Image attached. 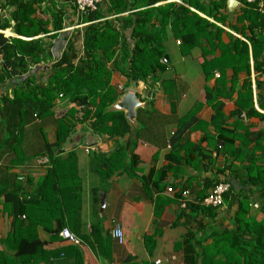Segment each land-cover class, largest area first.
<instances>
[{
    "label": "trees",
    "instance_id": "trees-1",
    "mask_svg": "<svg viewBox=\"0 0 264 264\" xmlns=\"http://www.w3.org/2000/svg\"><path fill=\"white\" fill-rule=\"evenodd\" d=\"M1 1L0 197L4 198L12 218L11 231L4 240L14 249L15 256L0 251V264L47 262L50 255L38 238V228L58 235L81 210L78 158L74 151L63 155L62 148L74 130L73 120H92L96 133L110 136L120 134L128 126L124 112L110 110L124 93L111 83L113 70L120 71L127 79L126 87L151 79L154 83L160 82L166 91L169 88L172 91L177 88L176 79L168 70L173 57L182 58L199 46L206 77L218 66L232 67L235 74L240 69L248 71L249 78L240 91L244 93L241 98L244 105L253 100L250 75L253 57L256 73L263 75L257 77L256 88L264 93V15L260 10L263 0L252 3L243 0L245 5L237 18V24L248 22L245 29L250 31L247 39L252 54L245 40L232 37L225 44L222 39L224 29L218 23L226 24L230 19L226 12L228 0H103L98 9L83 14L84 22L89 24L80 37L82 53L77 54L78 36H73L60 60L52 66L46 82H37L29 72L33 65L47 60L54 39L65 28V10L57 7L54 0ZM44 3H48L50 17L43 13ZM6 31L11 34L7 35ZM203 42L210 47H204ZM217 49L221 54L208 62L209 55H214ZM206 91L218 93L209 88ZM63 100L75 106L58 118L55 107ZM78 107L83 111L81 117ZM215 108L217 116H221V105ZM51 125L56 127L53 143L47 136ZM181 128L170 139L175 151L179 149L185 126ZM262 136L263 131L258 137ZM45 155L50 158L51 167L30 194L26 192V183L19 181L12 169ZM119 155L117 150L106 156L103 177L116 170L112 164ZM248 173L260 180L264 189V164L248 168ZM230 191L231 185L224 198ZM210 192L200 202L207 208L212 207L204 204ZM245 198H235L234 202L238 203L235 228L217 231L215 243L195 253L192 264H264V219L258 221L249 216ZM154 238L145 236L148 248L154 245Z\"/></svg>",
    "mask_w": 264,
    "mask_h": 264
},
{
    "label": "crops",
    "instance_id": "crops-1",
    "mask_svg": "<svg viewBox=\"0 0 264 264\" xmlns=\"http://www.w3.org/2000/svg\"><path fill=\"white\" fill-rule=\"evenodd\" d=\"M235 1L232 10L228 9L227 1L229 21L218 23L224 29L222 39L225 44L232 37L245 40L252 54L247 39L250 31L245 29L248 22L237 24L245 3ZM54 2L65 10V28L54 39L47 60L32 66L29 75L37 82L47 81L52 66L60 60L73 36H78L77 54L82 53L80 37L89 24L84 22L73 0ZM47 6L48 3L42 4L43 13L50 17ZM203 45L210 47L206 42ZM201 51L197 46L182 58L173 57L168 70L176 79L177 88L172 91L170 88L166 91L160 82L154 83L151 79L126 87L127 79L120 71L113 70L111 83L124 91L116 103L129 90L135 92L140 102L134 120L128 119L125 110L115 108L116 103L111 106V111L124 112L127 121L128 126L120 134H99L93 130L92 120H73L75 127L63 145L62 154L66 156L74 151L78 158L81 210L66 226L78 241L73 243L60 234L38 228V238L50 255L47 262L40 261V264H157V260H161L159 264H192L195 253L215 243L217 231L235 228L236 197L240 200L246 197L249 216L258 221L264 219V189L260 180L251 178L256 170L251 175L248 173V168L264 164V136L258 137L264 132V118L256 114L264 115L261 105H264V93L256 88L257 77L263 75L256 73L252 57L253 100L244 105V100L241 101L244 93L240 91L249 78L248 71L240 69L235 74L232 67L218 66L206 77ZM220 54L221 50L217 49L207 61ZM206 88L218 93H207ZM217 105H221V116H217ZM74 106L67 100L60 101L55 107L56 117L66 115ZM180 126H185V130L175 151L170 139ZM47 136L50 142H55L54 125L48 127ZM117 150L120 157L112 164L116 170L103 177L106 156ZM50 167L51 161L46 167L40 158H34L12 171L19 178L25 177L26 192L32 194ZM222 182L231 185L224 204L203 206L201 199L215 184ZM169 187L173 188L172 192L168 191ZM101 193L106 197L104 209ZM11 220L4 198L0 197V251L14 257V249L4 240L11 231ZM116 225L122 227L123 242L112 234ZM53 228H57L56 222ZM146 235L155 237L154 245L149 248L145 243Z\"/></svg>",
    "mask_w": 264,
    "mask_h": 264
},
{
    "label": "built area",
    "instance_id": "built-area-1",
    "mask_svg": "<svg viewBox=\"0 0 264 264\" xmlns=\"http://www.w3.org/2000/svg\"><path fill=\"white\" fill-rule=\"evenodd\" d=\"M103 0H74V4L76 6V9L79 13L87 14L90 11H94L98 9L99 5L102 3ZM168 1H177V2H182L181 0H168ZM247 2H255L256 0H246ZM2 1L0 0V9H1ZM261 12L264 15V7L261 5ZM7 33V31H6ZM11 33H7V35H10ZM45 156L40 157L41 163L43 165L48 166L50 160ZM20 181H25V177L21 176L19 178ZM230 185L228 183H218L210 192L209 196L205 199L204 204L207 206H212V207H220L224 204V194L228 191ZM168 191H173L172 187L168 188ZM186 194V192H184ZM183 206H186V202L182 203ZM113 236L118 238L120 242H123L124 237H123V231L122 227L120 225H116L115 228L113 229L112 232ZM60 235L70 241V242H77V236L71 232L70 229L64 228L61 230ZM157 264L161 263V260L156 261Z\"/></svg>",
    "mask_w": 264,
    "mask_h": 264
},
{
    "label": "water",
    "instance_id": "water-1",
    "mask_svg": "<svg viewBox=\"0 0 264 264\" xmlns=\"http://www.w3.org/2000/svg\"><path fill=\"white\" fill-rule=\"evenodd\" d=\"M237 2L235 0H228V9L232 10L235 7V4ZM165 59L167 60V56H165ZM115 108L123 109L126 111V116L130 120H134L136 115V108L140 106V102L135 94L134 91H126L123 95L122 99L116 103ZM101 205L104 209L106 207V197L104 193H101Z\"/></svg>",
    "mask_w": 264,
    "mask_h": 264
},
{
    "label": "rangeland",
    "instance_id": "rangeland-1",
    "mask_svg": "<svg viewBox=\"0 0 264 264\" xmlns=\"http://www.w3.org/2000/svg\"><path fill=\"white\" fill-rule=\"evenodd\" d=\"M127 89V88H126Z\"/></svg>",
    "mask_w": 264,
    "mask_h": 264
}]
</instances>
